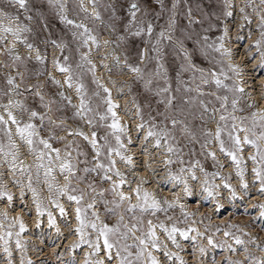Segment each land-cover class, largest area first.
<instances>
[{
    "label": "snow or ice",
    "instance_id": "6c2138e0",
    "mask_svg": "<svg viewBox=\"0 0 264 264\" xmlns=\"http://www.w3.org/2000/svg\"><path fill=\"white\" fill-rule=\"evenodd\" d=\"M179 3L127 0L123 17L115 3H106L111 13L107 27L116 39L102 40L96 27L97 21L104 22L100 0H0V56L7 57L0 67L14 70L5 73L0 87V251L5 264H15L11 241L19 264H33L22 238L28 230L23 217L32 214L29 193L34 228L43 231L46 215V227L56 234L48 242L64 243L58 213L73 237L63 250H53L68 254L67 260L57 257L59 264H77V250L79 264H189L186 257L191 264H264V238L230 218L216 224L211 214L200 212L212 202L219 213L225 191L226 202L243 204L251 196L246 178V161H251L252 182L262 199L249 206L258 209L250 223L259 220L264 231V105L252 98L251 78L246 80L243 62H234L240 49L233 47L244 42L247 30L244 56L255 60L252 71L262 77L264 99V0H218L212 12L185 0L181 13ZM180 15L186 24L178 22ZM52 19L64 26L60 35H53ZM42 33L47 35L40 40ZM129 37L143 43L138 62L112 52L104 53L99 65L93 60L101 45L124 44ZM20 45L27 51H19ZM169 56L178 65L175 88ZM33 61L35 67H29ZM98 66L108 72L126 69L131 79L105 82L96 75ZM86 74H91L93 89L85 83ZM32 75L45 79L33 83ZM133 81L154 97L155 115L151 100L140 103L133 94ZM49 82L56 88L51 94ZM65 86L74 90L77 103ZM125 89L134 109L131 129L113 98L114 90L123 95ZM28 93L39 107L27 103ZM125 114H132L127 104ZM210 122L214 127H208ZM133 131L142 135L134 137ZM226 164L238 178L235 185L230 172L223 171ZM153 183L161 191L168 188L171 196L147 187ZM37 185L47 189V203ZM176 208L179 215L169 214ZM9 210L15 211L11 217ZM110 217L115 220L108 222Z\"/></svg>",
    "mask_w": 264,
    "mask_h": 264
},
{
    "label": "bare ground",
    "instance_id": "6f19581e",
    "mask_svg": "<svg viewBox=\"0 0 264 264\" xmlns=\"http://www.w3.org/2000/svg\"><path fill=\"white\" fill-rule=\"evenodd\" d=\"M234 20H235V17L233 18V27H234ZM96 23H98L99 25L106 28L104 30V33L102 34V37H100L102 40L103 39H109V38L113 39L112 38L113 33L111 32V29H109L107 26H105L104 23L101 21H97ZM244 35L246 38H245L243 43H240L238 45H236V44L233 45V47H238L240 49L238 52L235 53L234 62H243V67L245 69V78H246V80L248 78H251V81L249 83V87L253 88L252 98L257 103V106H261V105H264V99L260 98V93L262 91V89H261L262 77L260 75H257L256 72L252 71V66L255 63V60H246L245 59L243 49H244V44L248 43L247 30H245ZM233 36H235V31L233 32ZM49 49H50L49 57H51L52 48L50 47ZM18 50L22 51V52L27 51V49H25L23 47V45H20ZM106 52H112L113 54L120 56L121 59H123V57H124V53L122 52V50L119 47L116 46V44H112L109 46L101 45L99 52L93 51V53H92L93 60L99 65V61L101 60V58H103V55ZM107 63H108V66L110 68H114V62L111 60V57L107 58ZM49 68H50V59H49ZM54 74L57 76L58 79L62 78V74H59V73H54ZM118 74L119 75H113V71L108 72L99 66L97 67V70H96V75L98 77L104 79L105 82L108 81L109 77H111L113 80H121V79L128 80L131 78V73H129L126 69L123 72H118ZM65 91L70 96H72L74 103L78 102V98L75 96V92L73 89H69V88H67V86H65ZM113 98L119 101V106H120L119 107V115L121 116L122 119H125L128 121L129 128L131 129L132 125L135 122V120H134V109H132V106L130 103L131 99L129 98V94L127 92V89L124 90L123 95H118L114 90L113 91ZM126 104H127L128 109L132 110V114H129V115L125 114V105ZM209 125H210V127H214V122H210ZM83 126L85 128V131H87L88 130L87 126L86 125H83ZM132 135L134 137L137 135H142V132L137 134L133 131ZM136 143H139V141H136ZM130 150L134 154L136 153V148L134 146H131ZM250 150L251 149H249V151ZM218 155H219V153H218ZM245 156H247V152H245ZM220 158L222 161L224 160V157L221 156ZM135 159H137V161H139L142 159V156L135 155ZM246 164H247V168H248V172L246 173V178L248 179L249 184H250L251 196L245 198L244 203H243L244 204L243 209H245V207H249L254 200L259 201L260 199H262V197L257 195V193L255 191V188L258 185L253 184V182H252V175H251L252 162L246 161ZM118 166L121 167L123 170L127 171V169L124 168L123 164H119ZM0 171H4L3 167H0ZM223 171L230 172V166L228 164H226ZM129 175H132V173L129 172ZM59 179H60V182H62V178H59ZM237 179L238 178L235 176L234 171H231L230 172V182L235 185V184H237ZM37 187H38V190L40 191L41 198L45 201V203H47V195H48L47 189L43 188L42 185H37ZM147 187L155 188L157 191V194L160 196H169V197L171 196V193L168 190V188H165L163 191H161L160 187H158L155 183L149 184V185H147ZM9 188H11L13 190V192H16V189L13 188L11 184H9ZM124 190L127 191V188H125ZM28 197H29V201H28L29 208L31 209L32 214L31 215H27V214L24 215L23 218H24L26 225L28 226V230L26 233L22 234V238L27 239V241H28L27 255L29 257H31V259L33 260V264H46V263L59 264V261L57 260L58 256L62 260H67L69 258L67 252H64L63 255H61V252H59V251H57L55 254H53V250L55 248L59 247L61 250H63L66 243H69L73 239V237L67 235V231H66L64 225L60 223L59 214L56 213L57 223L60 224L61 232L64 233V236H65L64 243H59V241H57V243H49L48 242L49 237H55L56 234L54 231H50L46 227V225H47L46 215L43 218L44 219V225H45L43 227V231L41 232L40 230H37L34 228L35 211H34L33 206L31 205V202H30V193L28 194ZM222 197L223 198H220V202H221V204L225 205L224 206L225 208H227V207L228 208L229 207H231V208L232 207L233 208L239 207L240 208L242 206V204L238 200L235 203L226 202V199H225L227 197L226 191L222 194ZM64 203H65L66 207H69L66 201H64ZM186 203L188 204V206L190 208L193 207V205H194V201L191 198H186ZM2 207H3V205L0 204V208H2ZM203 208H207V213L211 214V220H213V221H215L216 219L218 221L224 220L223 217L221 218V214H223V212H221V210L219 213H214L215 206H214V204H212V202L204 203L203 206L200 207L201 213H203ZM18 210L19 209H16L15 211H18ZM249 210H251L250 207H249ZM15 211L9 210V216L11 217L12 215H14ZM69 211H71L70 207H69ZM257 211H258V209L252 210L253 217L256 216ZM248 212H250V211H248ZM101 215L103 218V213ZM223 216H224V214H223ZM239 221L241 222V220H239ZM257 221H259V220H257ZM244 222L247 223L246 221H243V223ZM41 237L43 238V243L41 242ZM261 237H262V234H261ZM10 243H11V247H12L13 252H14L13 258H14L15 264H19L20 254H19V252H17L15 250L14 241H11ZM37 249H42V251H37ZM257 254H259V253H257ZM81 258H82L81 253L79 250H77V252H76L77 264H79V261L81 260ZM186 258L189 260V264H191V258L190 257H186ZM0 264H5L4 254L2 251H0Z\"/></svg>",
    "mask_w": 264,
    "mask_h": 264
},
{
    "label": "rangeland",
    "instance_id": "374dc122",
    "mask_svg": "<svg viewBox=\"0 0 264 264\" xmlns=\"http://www.w3.org/2000/svg\"><path fill=\"white\" fill-rule=\"evenodd\" d=\"M36 2L39 3L40 0H36ZM168 2L170 4L171 0H168ZM190 2L193 5L200 4L201 8L204 11L212 12L214 9L211 7V5H215L216 3H218V0H190ZM100 3H101L100 11H101V15H102L103 21H104L103 23H104L105 26H107L106 21L111 16V13H110V11H107V12L105 11V9L103 7L104 4H106V3H115L116 6H117V9H118L117 15L123 17L126 14L123 11V9L126 8L127 0H100ZM149 3H154V0H149ZM184 3H185V0H180V3L178 4V11L181 12V13L184 11V8H183ZM162 22L163 21H158L157 23L159 24V23H162ZM178 22H180L181 24H186L187 23V19H186L185 16L180 15V16H178ZM52 23L55 25V28L52 29L53 35L54 36L60 35V31L64 28V26L61 25L59 23V21L56 20V19H52ZM96 27H97V30L99 31L100 37H102V34L104 33V30L106 28H104L103 26L99 25L98 23H96ZM117 27H118V30L122 31V26L121 25L118 24ZM210 31H211L212 35L217 34L215 29H212ZM46 35H47V33H42L41 37H40V40H43L44 36H46ZM112 38H113V40L116 39L115 34H113ZM33 39H35V38H33ZM40 40H37L36 43H38L40 45L41 50L43 51L44 50V46H43L42 43H40ZM0 46H2V45H0ZM116 46L119 47L122 50L124 55H128L130 61L138 62L137 50H138V48L143 47V43H142V41L139 38L129 37L128 40H127V43L116 44ZM49 48H48V52L50 51ZM166 59H167V62H168L169 68H170L169 75H170V78H171L172 87L175 88L176 87V83H175V71H174V68L176 66H178V65H174L173 64V58L171 56L167 57ZM0 61L6 62L7 61V57L6 56H0ZM149 66H154V64L149 65ZM29 67H35V62L33 61L29 65ZM9 70L10 69H7L5 67H0V87H3V77H4L5 73L9 72ZM10 71H14V70H10ZM113 75H119V74H118L117 71H113ZM28 79H30L34 83L37 79L44 80L45 77L44 76L36 77L35 75H32L31 77H28ZM17 80H19V77H17ZM85 83L89 86L90 89L94 88V85H92V82H91V74H86ZM46 90L49 92V94H51V93L56 91V88L54 86H52L51 83L49 82ZM132 92L137 97V100L140 103H144L145 97H147L149 100H151L153 102V115H155L156 105H155V102H154V97L152 96L151 93H146L142 89L139 81H133L132 82ZM129 98L131 99L130 95H129ZM26 100H27V103L29 105L39 107L38 99L34 98L31 93H28V95L26 97ZM160 110L161 111L163 110V105H160ZM144 111H145V113H147L148 109H144ZM66 114L70 115V111L67 112ZM68 122L70 124H73V125H76V124L80 123V121H78V120L77 121L69 120ZM197 123H199V121H197ZM208 127H210L209 124H208ZM57 134H59V133H57ZM57 146H59V145H57ZM89 151H90V149H89ZM211 165H212V161L210 159L207 160L206 161V166L209 168L210 171L212 170ZM243 205L244 204H242V206L240 208L239 207H236V208H233V207L232 208L231 207L225 208V207H223L221 209V212H223V214H225V211H231V213L229 214V216L230 215L231 216L228 217V218H230L232 222L234 221L233 223H239L241 225H247L248 224L247 225V230L249 229L248 231L253 232L254 234L257 233L256 235H257L258 239L264 238V236H263L264 235V231L261 232L260 227H258L260 222L257 221V220L255 221V223H250L249 222V220H251L253 218L252 209L249 210L250 212H245L244 209H243ZM173 213L179 215V209H177V208L173 209V210L170 211L169 214H173ZM203 213H207V208H203ZM223 214H221V217L223 216ZM223 219L225 220L226 217L223 218ZM114 220H115V217L108 218V222H112ZM224 220H219V221L215 220V221H212V223H217V222L221 223V221H224ZM239 220H241V222ZM243 221H246L247 223H245V222L243 223ZM254 229H257V230H254ZM261 234H262V237H261ZM47 264H51V263H47Z\"/></svg>",
    "mask_w": 264,
    "mask_h": 264
},
{
    "label": "built area",
    "instance_id": "2783aa9c",
    "mask_svg": "<svg viewBox=\"0 0 264 264\" xmlns=\"http://www.w3.org/2000/svg\"><path fill=\"white\" fill-rule=\"evenodd\" d=\"M230 213H231V211H225L224 216H222L223 218H224V217H227V218L225 219V221L228 220V219H229L228 217L231 216V215L229 216ZM222 217H221V218H222ZM251 217H252V216H251ZM249 218H250V217H249ZM216 220H217V219H216ZM251 220H252V219H251ZM251 220H249V222H250ZM211 221H213V220H211ZM219 223H220V222H217L216 224H219ZM258 227H259V226H258ZM254 230H257V229H254ZM256 234H257V233H256ZM46 264H47V263H46Z\"/></svg>",
    "mask_w": 264,
    "mask_h": 264
}]
</instances>
